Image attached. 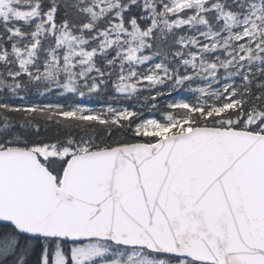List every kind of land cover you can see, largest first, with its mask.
Segmentation results:
<instances>
[{
    "label": "snow or ice",
    "instance_id": "obj_1",
    "mask_svg": "<svg viewBox=\"0 0 264 264\" xmlns=\"http://www.w3.org/2000/svg\"><path fill=\"white\" fill-rule=\"evenodd\" d=\"M0 264H264V0H0Z\"/></svg>",
    "mask_w": 264,
    "mask_h": 264
}]
</instances>
